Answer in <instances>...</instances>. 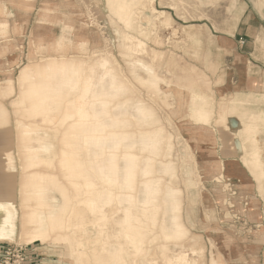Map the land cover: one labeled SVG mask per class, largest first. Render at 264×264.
Returning a JSON list of instances; mask_svg holds the SVG:
<instances>
[{
  "label": "rangeland",
  "instance_id": "obj_1",
  "mask_svg": "<svg viewBox=\"0 0 264 264\" xmlns=\"http://www.w3.org/2000/svg\"><path fill=\"white\" fill-rule=\"evenodd\" d=\"M257 1L259 3L260 0ZM0 3L8 4L12 9L11 15L0 12V21L9 22L10 27H7L8 34L5 39H10L9 43L14 46L11 50H2L1 46L6 42L0 40V104L6 109L9 121L8 127H5L4 131L0 130V147L8 146L10 142L13 168L12 183L8 187H4L0 180V215L10 212V216L1 221L5 233L0 235V252L3 248L14 245L38 247L52 251V256L61 264H73L69 253L79 250L78 242L81 241L85 245V249L81 250L84 255L83 264H95L94 256L97 252L92 247V241L96 237L83 233L85 228H92V219L86 216V220L80 221L77 208L75 213L73 211L71 217L67 218L69 230L62 228L58 223L50 224L45 216L54 210L47 208L46 204L51 207L55 204L60 206L64 200L60 194H51L53 188L49 183L44 182V188H39V191H33L30 184L32 175L39 179L37 173L41 171L54 173L61 176V190H67L68 195L74 196L69 193L73 189H70L66 178L71 172L70 169L62 165L65 164L62 156L59 162L48 161L44 165L41 163L36 169L29 168L31 157L24 153V148H33L35 145L30 140L27 144L22 143L25 137L22 138L23 130L18 129L22 125L30 129L34 123L32 116L36 113L28 109L31 104L23 96L25 84L30 88L33 84L43 83L48 75H53V61L47 56H56L57 61L61 60V63L70 59H84L87 67L98 66V62L108 60L117 84L124 86V91L116 99L106 98L110 101L109 110L112 115L130 119V124L120 131L132 134L135 142L143 132L160 133L162 144L159 146L156 168L161 170L163 164L170 162L175 166L174 177L165 179L171 181L181 192V222L188 234L177 243L165 241L160 234L161 224L158 222L149 236L153 240L149 252L146 251L149 245H145L141 252L132 251L129 264H211L213 257L219 258L224 264H264V226L257 228V231L245 228L240 224L245 218L241 212L235 221L234 213L228 210L227 202H223V196L213 195L206 190L199 176L195 148L184 136L185 131H182L183 126L193 124L187 107L179 108L172 97L168 98L164 94L181 91L185 96V104L188 102L187 96L191 93H186V86H196L197 75H203L204 70L201 68L198 71L190 65L193 58L189 53L186 56L185 49L189 41L182 39V30L192 26L201 27L207 24L212 27L225 23L230 9L226 0H155L154 7L158 12H168L172 18L171 24H163L162 19L156 18L159 17L158 12L152 15L147 10L143 13L144 16L141 14L140 18L137 17L139 20L133 22L129 28L112 14L107 0H0ZM55 6L65 13L67 18L70 17L78 34L85 37L86 51H81L74 45L61 48L49 45L50 48L45 51L39 49L41 41L59 34L58 26H49L47 23L40 25L43 11L54 9ZM173 6H176V10H173ZM137 8L139 5L134 7L133 11ZM55 16L60 17L58 14ZM148 16H152L151 22L147 19ZM14 22L22 26V29L17 30ZM138 25L143 28L140 32ZM130 37L136 39L137 45H140V41L144 42V51L139 48L129 49L131 44L126 39ZM153 50L159 55H154ZM137 62H141L143 67H150L156 76H160L154 79L161 78L165 81V84H161L164 92H159L147 83L149 75L144 68L136 64ZM50 81L52 76H49ZM105 83L109 84L110 79L107 78ZM116 105H121L122 108L117 109ZM139 108L148 109L153 120L148 124H138L131 117L135 113L139 114L142 110ZM228 109L226 112L221 109L219 115L226 116L225 121H219L223 125L227 124L230 116L226 115ZM65 111L70 112L71 108H66ZM186 117L192 123L184 122ZM242 121L245 123V118ZM252 123L246 125L243 131L245 139L249 136L247 130L252 128ZM56 126L60 128L59 118L54 120L53 125H47L46 130L52 132ZM246 143L250 145V157L252 148L258 147L257 141L255 139L254 143H251L247 140ZM55 144L57 151L59 146L57 142ZM135 153L141 158L150 155L142 153L139 148L135 149ZM45 155L47 154L40 155L38 159L32 158L38 163L44 161ZM252 160L250 157L246 161L247 165L257 181L261 182L264 175L254 172ZM148 181L155 182L154 178ZM7 190L12 195L10 202H4ZM138 192L137 190V197ZM169 219H166V226H170ZM194 238H197L195 242L192 240ZM117 245L119 249L120 244ZM165 246L169 249L164 250L162 247ZM181 247H185L183 249L186 251L192 247L201 250L194 255L188 252V256L187 253L181 252ZM115 263L117 264V260Z\"/></svg>",
  "mask_w": 264,
  "mask_h": 264
},
{
  "label": "bare ground",
  "instance_id": "obj_2",
  "mask_svg": "<svg viewBox=\"0 0 264 264\" xmlns=\"http://www.w3.org/2000/svg\"><path fill=\"white\" fill-rule=\"evenodd\" d=\"M107 1L112 14L120 22H124L128 28L133 22L139 20L141 14L144 16L143 13L145 14L147 10L152 15L158 12L154 7L155 0ZM138 5L139 8L133 11V8ZM55 7L58 9L57 6ZM172 8L176 10V6ZM0 12L10 15L12 9L8 4L0 3ZM158 13L157 19H162L163 24H171L172 19L166 12ZM57 14L60 17H56ZM137 17L139 18L137 19ZM69 18L63 12L53 14L50 9L45 10L40 25L47 23L49 26H54L59 22L61 33L53 37L48 36V40L41 41L39 47L41 51L50 48L49 45L56 48L74 45L79 50L86 51L85 37L78 34L75 23ZM147 19L151 22L152 16H148ZM150 22L148 21V24ZM142 30L143 28L138 25V32ZM6 34H8L7 22L0 21V40L6 42L1 46V49L11 50L14 46L9 43L10 39H5ZM126 40L131 44L129 49L139 48L140 51H144L143 48L146 45L144 42L140 41V45H137L136 39L133 37ZM153 54L159 55L154 50ZM47 57L53 61V75H48L43 83L33 84L30 88L25 84V89L23 88V96L31 104V108L28 109L37 113L32 116L34 123L30 129L23 125L18 129L23 130L22 138H25L21 141L22 143L27 144L30 140L35 145L33 148H24V153L31 157L29 168L36 169L41 163L44 165V163L52 161V159L46 158L37 163L34 162V159L50 153L48 145L60 141L62 161L65 163L62 165H66L71 171L66 176L70 189H73L69 193H73L74 196L68 195L67 190H61L60 175L44 174L42 171L37 173L39 179L36 175H32L30 184L33 191L37 189L39 191L41 187L44 188V182L49 183L53 192L60 194L64 200L60 206L55 204L51 207L46 204L47 208H52L54 211L48 212L45 219L52 225L58 223L62 228L69 230L66 223L67 218L69 219L77 208L76 212L80 221L86 220V216L90 217L92 228H85L83 233L96 237L92 241V247L97 252L94 256L95 264H116L115 260H117V264H129L131 252H141L145 249V245H149L146 248V251L149 252L150 244L153 242L149 236L153 233L158 222L161 224L160 234L165 241L177 243V241L183 240L188 234L187 230L180 220V215L175 211L176 206H169L167 199L164 201L162 199L164 180L155 178V176L170 177L175 171V166L170 162L163 164V168L158 170L156 168L157 160L154 158H140L131 152L132 148H125V151L121 153L117 142L129 138L131 134L120 131V129L122 130V126H128L130 121L127 118L113 117V126H110L106 121L109 118L107 111L110 107V101L106 98L116 99L115 97L119 96L117 92L124 90L122 85L117 84L113 70L109 68V63L102 60L98 62V66L87 67L84 59L73 61L70 59V61L61 63V60L57 61L56 56ZM161 58L163 60L162 56ZM140 63L136 64L141 66L142 63ZM46 67L49 68V66ZM141 67L149 75L147 83L157 89V84L153 81L155 80L154 70L150 67ZM49 76H52L54 82H49ZM107 78L110 79L109 84L105 83ZM179 102L180 107L184 108L181 95ZM22 105L25 106V103ZM202 105L203 112H200L197 103L192 102L189 105L188 114L194 123L208 124L212 116L206 109L207 103ZM66 108H71V111H65ZM39 109L43 111H38ZM64 112H66L65 115L59 116ZM58 118L60 128L56 126L52 132H49V129L46 130V126L53 125L54 120ZM8 124L6 109L0 104V130L4 131L3 129L8 127ZM110 142H114V146L108 147ZM9 145L10 142H8V146L0 147V180L4 187H8L13 179ZM151 178H154L155 182L148 181ZM140 181L142 186L139 187ZM137 190L139 191L138 197ZM6 193L4 202H8L12 196L8 190ZM5 213L1 214L2 219H7L10 216V212ZM167 218H170V226L165 224ZM219 238L222 240L221 236ZM196 239L192 240L195 242ZM117 244H120L119 249L116 247ZM78 248L79 250L75 253H69L73 264H83L84 255L81 250L85 249L84 243L79 241ZM162 248L167 250L168 247ZM183 248L185 247H181V252L187 253L188 256H190L188 252L194 255L201 250L192 247L186 251ZM211 264H224V262L213 257Z\"/></svg>",
  "mask_w": 264,
  "mask_h": 264
},
{
  "label": "crops",
  "instance_id": "obj_3",
  "mask_svg": "<svg viewBox=\"0 0 264 264\" xmlns=\"http://www.w3.org/2000/svg\"><path fill=\"white\" fill-rule=\"evenodd\" d=\"M226 2L230 9L225 23L212 27L207 24L201 27L192 26L182 30V39L189 41L185 49L186 56L189 53L193 58L191 60L193 63L191 62L190 65L198 71L201 68L204 70L203 75H197L196 86L193 84L186 86L188 88L186 93H191L187 96L188 102L185 104V96L181 91L165 93L162 89V85L165 84L163 79L153 81L157 84V90L164 92L168 98L172 97L179 108L180 95L187 111L189 105L195 101L199 111L203 112L202 104L207 103L205 107L212 116L210 122L208 124L193 122L192 125L183 126L182 129L183 132L185 131L184 136L195 148L194 155L199 176L209 193L223 196V202L225 204L227 202L228 210L234 213L235 221L238 220V214L240 215L241 212L245 218L240 224L245 228L256 230L264 226V177L258 182L246 161L251 157L254 172L264 175V0H260L259 3L257 0H226ZM50 10L53 14L62 12L56 7ZM9 25L8 22V28ZM54 26L59 27L58 35H60V23L57 22ZM14 27L17 30L22 29V26L15 22ZM103 61L109 63L108 60ZM157 77L160 76L155 75V78ZM122 87L124 88L123 85ZM123 91H118L117 95ZM116 108L121 109L122 106L116 105ZM139 109H142L139 114L135 113L131 117L138 124H148L153 120L148 109ZM221 109L223 112L228 109L226 115H230L225 125L220 123L226 118L225 115L219 116ZM107 115L109 118L106 121L113 126L112 118L119 116L112 115L109 109ZM243 118L245 123L242 121ZM184 122L192 123L187 117ZM251 122H253L252 128L247 130L249 136L245 139L243 131ZM124 127L122 126V129ZM160 138L158 132H143L135 142L131 134L129 138L118 141L117 147L121 153L125 148H132L131 152L137 156L139 155L135 153V149L139 148L142 153L150 154L146 157L157 160L159 146L162 144ZM255 139L259 148L253 147L249 157L250 145L246 142L248 140L254 143ZM57 143L59 146L57 151L56 144L48 145L51 152L45 155V159L49 158L54 162L61 160V144L60 141ZM110 146H114V142H110L108 147ZM174 175L175 171L170 177L173 178ZM170 177L155 176L164 180L163 201L167 199L169 206H176L175 211L180 215L181 192L171 181L165 179ZM51 194L58 193L51 192ZM57 201L60 202L58 198ZM1 221L0 215L2 236L5 231ZM53 254L47 249L30 248L32 264H61L52 256Z\"/></svg>",
  "mask_w": 264,
  "mask_h": 264
},
{
  "label": "built area",
  "instance_id": "obj_4",
  "mask_svg": "<svg viewBox=\"0 0 264 264\" xmlns=\"http://www.w3.org/2000/svg\"><path fill=\"white\" fill-rule=\"evenodd\" d=\"M30 246L14 245L3 248L0 252V264H32Z\"/></svg>",
  "mask_w": 264,
  "mask_h": 264
}]
</instances>
